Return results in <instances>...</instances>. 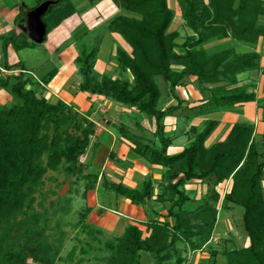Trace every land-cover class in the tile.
I'll list each match as a JSON object with an SVG mask.
<instances>
[{"label": "trees", "instance_id": "16d2710c", "mask_svg": "<svg viewBox=\"0 0 264 264\" xmlns=\"http://www.w3.org/2000/svg\"><path fill=\"white\" fill-rule=\"evenodd\" d=\"M44 1L36 0L35 6ZM53 1L42 18L46 35L41 45L56 30L68 34L71 21L77 23L82 15L73 0ZM85 1L91 8L103 0ZM111 1L119 13L104 31L121 36L130 51L115 46L112 59L118 74L99 76L94 68L102 36L93 46L82 44L74 60L81 80L77 89L133 110L135 113L129 115L132 124L123 120L107 121L106 125L118 133L134 158L163 172L156 187L150 176L136 188L102 181L104 191L144 209L143 226L148 233L144 237L137 225H128L121 238L106 241L110 255L104 264H187L185 255L202 250L210 252L213 264L219 255L226 264H264V135L256 141L255 124L239 121L223 140L208 146L220 122L207 119L201 128L191 127L193 136L188 145L168 154L172 140L164 124L187 105L186 99L178 97L177 89L186 87L185 81L191 77L202 98L186 117L188 122L256 101L252 87L238 86V76L259 70L260 55L237 53L235 45H255L264 38V23H260L264 0H174L184 27L191 32L180 45L176 43L178 31L168 32L176 17L169 0ZM22 18L21 12L18 19ZM8 47L18 52L37 45L20 29L0 36V69L6 72L1 76L4 73L0 70V90L12 98L8 105L0 106V226L21 212L27 201L34 200L49 170L56 171L63 163H67L69 175L86 170L79 158L85 155L96 129L95 123L72 105L60 100L53 104L45 96L56 69L37 79L21 62L8 65ZM157 78L166 85L168 99L175 104L163 108ZM143 120L154 121L155 141L151 143L134 132L143 130ZM206 179L212 180L213 190L205 200H196L184 189L191 181ZM227 181L231 184L229 192L219 195L215 188ZM230 206L242 209V227L249 244L219 251L210 240L222 211ZM159 207L165 209L164 215L158 213ZM0 261L27 264L23 251L18 247L5 251L1 240Z\"/></svg>", "mask_w": 264, "mask_h": 264}, {"label": "rangeland", "instance_id": "374dc122", "mask_svg": "<svg viewBox=\"0 0 264 264\" xmlns=\"http://www.w3.org/2000/svg\"><path fill=\"white\" fill-rule=\"evenodd\" d=\"M73 1L77 9L80 11L90 8L85 0ZM35 2L36 0H29L27 6L31 8L35 7ZM169 3L171 4L172 1L170 0ZM109 5L110 4L107 5V3H102V5L99 6V9H105L106 6ZM171 7L176 10V13H179L175 5L171 4ZM108 9L109 11L106 12V14L104 12H98V14H94L93 11L88 12L83 19L86 21L92 16L94 19L91 23L84 25V21L82 20L83 25L74 31L71 34L70 39L62 43L52 55L45 45H37V50L35 52H32L30 49L20 51L19 58L23 59L22 61L28 66L29 70L34 72V75L37 71L34 70L36 68V61L40 64H47L48 62L54 63V61L60 57L59 55H63V57H67L68 53L69 55L73 54V57L78 55V48L82 44L93 46L97 43L100 37L103 36L105 26L109 20H111V17L119 13V11L115 12L113 6H109ZM176 18L178 19L177 22H173L168 32L175 30L178 31L176 43L180 45L183 43L184 39L191 34V32L184 27L183 21L179 16ZM260 23H264V19H261ZM104 44L105 47L108 46V40H106ZM212 46L214 45L212 44L210 47ZM126 49L127 51H130L128 47ZM112 53L113 51L111 52L110 57L104 61L105 65L100 64V67H96V71L101 69L99 71L102 74L115 77L118 74V69L112 59ZM102 55L103 53L101 52V56ZM172 68L180 69L176 66H172ZM74 79V77L66 78L63 76L62 81H64V84L66 83L65 89L61 90L60 85V88L57 87L55 88L56 90H52L57 92V95H53L50 98V96L45 93V96L50 102H52L55 101L53 98L58 99L64 91V94H68V96L73 97L72 100H74L75 96L80 95L77 89V82ZM157 85L162 94L161 105H163V108L175 104V101L168 99L166 85L160 78H157ZM185 85L186 87L177 89V95L183 100L188 98V100H185L187 101V105H182L180 111L175 117V120H177H174V125H172L173 120L171 119H166L164 121L166 126L165 132L172 140V145L175 144V146L182 147L188 145L193 136L190 134L191 123H188L186 117L191 114V111L193 112L194 107H196L198 101L202 97L195 78L191 77L186 79ZM47 88L49 90V87ZM63 97L64 96L61 95V98ZM101 104L99 103V105ZM107 105L108 104L106 103L103 106H99L96 112L93 111V113H91L89 110H86V112L82 114L85 117L89 113L93 114L89 115L90 117L87 116V119L94 122L96 125L95 133L90 139L91 144L89 148L85 155L79 158V162L86 165V170L80 175H69L66 172L67 163L60 165L56 171L49 170L43 178L42 185L34 195V200L27 201L21 212L14 215L7 223H3L0 226V240L5 251L18 247V249L23 251L26 255L27 264H104V259L110 255V251L106 248L105 243L106 241H112L115 237H112L109 233L97 228L98 222L96 219L94 220L90 214L94 209L107 212L106 210H110L118 198H116L110 191H104L101 188L104 178L99 176L103 169V166L100 164L105 162L108 158L110 163H115L118 168H124L115 155V159H111V153L108 155L106 149H94L95 138L98 137L99 132L102 131V129L109 127H107L106 122H116V120H119L114 114V110H110ZM193 124L197 125L198 128H201L202 126V122L200 123L198 121ZM254 124L256 126V122H254ZM141 126L143 127V130H134V132L147 141L149 140L150 143L155 141V137L152 134L155 130V126H151V123H149L148 120H144ZM215 132H217V130ZM215 132L207 142L208 146L218 137ZM228 132L226 131L224 133L225 137ZM112 133L120 139V136L115 130H112ZM258 141H261V138H259ZM91 145L94 149H92L94 151L93 153H96L95 151H97L96 155L98 157L94 165L91 160L92 155L90 156ZM116 160L118 162H116ZM45 161L46 156L42 158V162L45 163ZM141 164L143 165L144 163ZM155 174L156 172H154L153 167H151L146 176H150L154 179L153 177H155ZM87 175H92L96 180L93 181V179L88 178ZM106 181L109 183H116L112 180L106 179ZM128 181L129 180H127V183L130 182ZM230 186V182H223L215 188V191H217L219 195H223L229 192ZM184 189L196 200H205L206 197L211 195V191L213 190L212 180H194L185 185ZM222 212L223 213L219 218L220 221L218 220L219 224L217 223L216 230L211 237L210 245L219 251L244 248L246 234L243 230L241 221L242 209L230 206ZM99 216L100 213L98 214V217ZM141 231L144 236L145 230L142 229ZM178 247L181 250L183 249L181 244H178ZM204 252L210 255L208 250H204ZM191 255L192 253L185 255V257L188 258V261L190 260ZM219 262L221 264H226L225 258L220 259L218 263ZM0 264H2L1 261Z\"/></svg>", "mask_w": 264, "mask_h": 264}, {"label": "crops", "instance_id": "0c3cea01", "mask_svg": "<svg viewBox=\"0 0 264 264\" xmlns=\"http://www.w3.org/2000/svg\"><path fill=\"white\" fill-rule=\"evenodd\" d=\"M171 1H172L171 4L175 5L174 0H171ZM27 2H29V0H0V36L8 35L10 32H12L13 29H20L23 31L22 22H23L24 15H23V18L20 20L18 19V17H19V14L21 12L23 13L24 10H30L33 8V7L32 8L28 7ZM102 3H107V5L110 4L109 6H113L115 9V12L118 11V9L115 7V5L112 3L111 0H103L102 2H100L94 7L84 9L82 11V15L78 17L79 19L78 22L76 23L75 21H71V23L69 24L70 32L68 34L66 33L63 34L62 32H59L58 30L54 31L51 34V36L49 37V41L46 44H44L46 48L49 50L50 54L52 55L59 48V46L66 39L70 38L71 34L74 31H76L81 25L83 24L88 25L89 23H91V21L94 19L92 16L90 17L91 20L90 18H88L86 21H84L83 19L88 12L93 11L94 14H98V12H104L106 14V12L109 11L108 9L109 6H106L105 9H99V6H101ZM171 4L169 3L170 7H171ZM114 16H112L111 19ZM177 16L181 18L180 13H176V17ZM82 20L84 21L83 24H82ZM106 40H108V46H107L105 53H103V55L101 56L102 46ZM222 42L224 41L213 42V43L208 44L206 47L209 48L212 44L215 46ZM115 46H120L122 49L126 51H127L126 48L128 47L121 36L117 34H111L105 31L101 38L99 51L97 54V62L95 65V72H97L96 73L97 75L100 76L102 75V73L99 71L101 69L96 71V67L97 66L100 67V64L105 65L104 61H106V59L110 57V54L115 48ZM26 49H30V48H26ZM235 49L237 53L256 52L260 55V69L259 70L248 71L238 76V81H239L238 86H247L250 88L252 87L251 91L255 93L256 101L252 103L238 105L232 108L221 109L217 113H214V114H211L205 117L194 118L193 120L188 122V123H191V127L192 126L197 127V125L193 124L194 122L198 121L201 123L207 119L219 121L220 125L217 128V132H215V134H217L218 137L215 138L214 141H212V143L216 142L217 140H223L225 138L224 133L226 131L228 132V130H230L232 125L239 121H246L249 123L256 122V128H255L256 141L259 138H261L262 135H264V108H262L264 107V38L259 39L257 44L255 45L237 43L235 45ZM23 50H20V51H23ZM30 50L32 52H35L37 48H33ZM20 51L15 52L11 47H8L7 49L8 65H14L18 62H21L24 66V69H26L27 72L34 73L33 71L29 70L28 66L22 61L23 59L19 58ZM72 55L73 54L69 55V53L67 57L66 56L63 57V55L62 56L59 55L60 57L56 61H54V63L48 62L47 64H40L38 63V61H36V64H35L36 68L34 70H37V71L35 72L36 74H34V77L37 79L43 78L49 71L53 69L57 70L56 76L53 78L50 84L46 86V89H47L46 93L50 96V98L53 95L58 94L57 92L52 91L53 89L56 90L55 88L57 87L60 88V85H61V90L65 89L66 83L64 84V81H62L63 76L66 78L74 77L75 78L74 80L77 82L76 84L77 85L80 84L81 80H80L79 74L77 73V69L75 65L73 64L74 59L76 58L77 55H75L74 57ZM0 57H1V53H0ZM4 75L5 73L1 74V76H4ZM47 87H49V90ZM64 93L65 92L63 91V93L61 94L64 96L63 98H61V95H60L58 99L53 98V100L55 101H52L51 103L54 104L59 100L63 101L64 103L68 105L74 106V109L75 110L78 109L77 111L81 114H84L86 110H89V112L91 113H93V111L96 112L99 106L101 105L103 106L104 104L107 103L108 104L107 106L110 108V110L111 109L114 110V114L119 119V120H116V122L117 121L122 122L123 120H125L126 122H129L130 124L133 123L131 117L129 116L135 113L133 110L119 107L118 105L112 102H108L107 100L103 98L90 96L88 94H83L80 92H79L80 95L75 96L74 100H72L73 97H70L68 96V94H64ZM11 100L12 98L7 92H5L4 90H0V106L8 105L11 102ZM186 100H188V98ZM99 103L100 104L102 103V104L99 105ZM89 115H93V114H90V113L87 114L88 117H90ZM168 119L173 120L172 125L175 124L174 123L175 117H171ZM142 122H141V125H142ZM149 123H151V126L152 125L154 126V121H149ZM112 130L114 129L111 127H108V128L102 129V131L99 132L98 137L95 138L94 149L95 150L103 149V148L106 149L108 151V155L110 153L111 155H115L117 159H119V163L122 164L124 168H118L115 163H110L107 158L105 162H102V164H100L101 166H103V169L100 172L99 176L107 180H112L113 182H116V183L117 182L122 183L126 186H129L130 188H134V187H137L138 184H140L144 180L148 170L151 167H153L154 172H156L155 177H153L154 178L153 181L155 183L154 185L155 186L158 185L161 179V176H162V172H163L162 169L157 166H151L150 164H148L146 161H144L141 158H138V159L134 158L129 151V147L125 143H123L121 139H119L118 136L114 135V133H112ZM183 147L175 146V144H173L168 149V154L178 153L183 149ZM90 149H91L90 156L92 155L91 160H92V164L94 165V163H96L98 159L96 155L97 151H95L96 153H93L94 149L92 148V145ZM141 163H144V164L142 165ZM127 180H129L130 182L128 181L129 183H127ZM112 208L110 210L103 209V210H106L107 212L98 211L96 209H94L91 212L90 216H92L94 220L96 219V221L98 222L97 228H100L106 233H109L112 237L121 238L124 233L125 228L128 225H137L141 230L142 229L145 230L144 237L148 236V233L145 227L143 226V223L145 222V212L143 208L132 205L128 200H123V199H118L117 201H115ZM157 209H158V213L160 214L164 215L166 213L165 209L163 208L159 207ZM99 213H100V216L98 217ZM248 244H249V241L246 238L244 242V247L248 246ZM222 258L224 257L220 255L217 256L214 264H221L220 262L218 263V261H220V259ZM213 262L214 261L211 259L210 255L204 252V250H202L200 252L192 253L190 260L188 261L187 264H213Z\"/></svg>", "mask_w": 264, "mask_h": 264}, {"label": "water", "instance_id": "95a60500", "mask_svg": "<svg viewBox=\"0 0 264 264\" xmlns=\"http://www.w3.org/2000/svg\"><path fill=\"white\" fill-rule=\"evenodd\" d=\"M56 1L46 0L30 10L23 11L22 27L26 36L36 45H41L46 35V25L42 18L47 13L49 7Z\"/></svg>", "mask_w": 264, "mask_h": 264}, {"label": "bare ground", "instance_id": "6f19581e", "mask_svg": "<svg viewBox=\"0 0 264 264\" xmlns=\"http://www.w3.org/2000/svg\"><path fill=\"white\" fill-rule=\"evenodd\" d=\"M177 20H178V19L175 18L173 22L175 23V22H177ZM106 49H107V46L105 47V44H104V45L102 46V51H101V52L104 53V52L106 51Z\"/></svg>", "mask_w": 264, "mask_h": 264}, {"label": "built area", "instance_id": "2783aa9c", "mask_svg": "<svg viewBox=\"0 0 264 264\" xmlns=\"http://www.w3.org/2000/svg\"><path fill=\"white\" fill-rule=\"evenodd\" d=\"M2 73H6L4 70L0 69Z\"/></svg>", "mask_w": 264, "mask_h": 264}]
</instances>
